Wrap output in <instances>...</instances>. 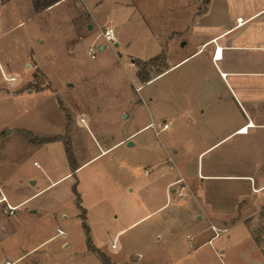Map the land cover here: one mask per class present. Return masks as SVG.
<instances>
[{"label": "rangeland", "instance_id": "374dc122", "mask_svg": "<svg viewBox=\"0 0 264 264\" xmlns=\"http://www.w3.org/2000/svg\"><path fill=\"white\" fill-rule=\"evenodd\" d=\"M55 1L32 3L40 11ZM139 1L145 22L153 29L155 2ZM202 3L204 0L194 2L196 6ZM14 5L22 7V16L15 17L10 9L0 11V174L6 181L1 190L10 205L17 198L41 191L32 201L37 210L33 215L18 210L7 217L2 213L4 203L0 204V214L9 221L0 225V264H4V257L16 254H26L16 264H104L91 246L111 264H225L228 247L231 254H251L248 243H227L224 235L209 244L196 246L195 241V245H189L186 235L192 234L191 227H171L164 221L177 213L173 200L163 211L127 227L166 199L160 180L149 184L154 172L147 152L159 146L151 129L135 136V147L121 145L72 175L66 147L77 166L84 159L86 162L101 155L100 150L125 138L139 125L124 115H132L139 106L140 120L149 118L146 107L137 105L139 100L159 91L158 85L170 77L168 74L143 84L161 71L164 54L155 61L135 60V76L123 61L126 52L120 62L113 42L105 41L101 35L106 25H112L128 37L133 53H156L141 33L140 24L136 20L134 26L127 23L130 6L136 4L132 0H61L38 14L26 0H16ZM87 23L92 25L90 29ZM99 44H103V50H99ZM188 46L193 42L189 41ZM91 48L96 49L95 57L89 54ZM37 60L50 77L37 66ZM10 71L23 79L14 93L3 89V72ZM119 108L124 110L120 112ZM86 111L89 116L82 114ZM83 117L93 118L100 131L92 130L90 123L88 127H78ZM100 133L106 136L101 138ZM49 138L57 139L43 141ZM108 160L109 176L101 170L95 183L92 171ZM28 179L35 183L29 184ZM76 181L80 196V190L85 193V203H92L85 213L87 229L83 226V212L70 194ZM96 191L101 200L94 203ZM59 229L62 233L51 237ZM112 243L116 250L111 248ZM137 254L141 256L134 260Z\"/></svg>", "mask_w": 264, "mask_h": 264}, {"label": "crops", "instance_id": "0c3cea01", "mask_svg": "<svg viewBox=\"0 0 264 264\" xmlns=\"http://www.w3.org/2000/svg\"><path fill=\"white\" fill-rule=\"evenodd\" d=\"M15 1L0 0V11L8 12L10 9L15 17L22 16V7H16ZM26 1L38 14L61 0L40 11L34 9L32 0ZM199 1L154 0L152 29L145 22L141 2L132 0L136 6H130L132 10L127 23L134 26L136 20L140 24L141 33L156 53H133L129 49L128 37L121 29L117 31L112 25L104 27L112 28L116 56L121 62V56L126 52L123 61L135 76V60L143 63L164 54L161 71L143 84L158 81L168 74L170 77L158 85L159 91L139 100L137 105L146 107L149 118L140 120L139 106L132 115H124L127 118L131 116V120L139 125L121 141L111 142L110 147L100 150L101 155L81 161L76 173L81 172L82 166L93 164L121 145L128 149L135 147V136L151 129L159 146H153L151 152H147V159L151 161L149 167L154 172L149 184L160 180V189L166 199L154 211L145 213L127 227L146 219L151 213L163 211L173 200L178 206L177 213L164 221L171 227H191L192 234L186 235L189 245L196 243V246H202L224 235L227 243H248L251 252L231 254L228 247L225 249L227 254H224L225 264H264V0H204L201 6H196ZM133 15L140 16V19L132 18ZM121 25L123 30L125 23ZM87 26L88 29L92 27ZM189 41L193 46H188ZM99 46H102L99 50H103V44ZM36 62L50 77L43 65L38 60ZM27 65L28 62L25 67ZM15 75L12 71L3 72V89L8 93L17 92L22 83L23 79ZM9 76L16 79L6 80L5 77ZM119 109L120 112L124 110ZM82 114L89 116L90 112ZM89 123L92 130L100 131L93 118L83 117L82 124L77 122V125L88 127ZM163 123L167 127L160 129ZM98 135L101 138L106 136ZM107 164L110 160L95 166L92 171L95 183L99 181L101 170L106 177L109 176ZM5 182L0 174L2 213L7 217L14 216L18 210H27L26 215L35 214L37 210L32 201L41 190L17 198L10 205L1 190ZM28 183L34 184L35 180L28 179ZM80 191V205L84 204L81 207L85 217L92 203H85V193ZM178 191L184 195H178ZM70 194L75 196L73 191ZM95 194L93 202H100L98 192ZM9 209L14 213L8 214ZM3 221L6 225L9 223L0 214V225ZM61 233L62 229H59L51 237ZM110 246L117 249L113 243ZM25 255H8L4 257V264H16ZM140 256L137 254L133 259Z\"/></svg>", "mask_w": 264, "mask_h": 264}, {"label": "trees", "instance_id": "16d2710c", "mask_svg": "<svg viewBox=\"0 0 264 264\" xmlns=\"http://www.w3.org/2000/svg\"><path fill=\"white\" fill-rule=\"evenodd\" d=\"M52 3H54V2L47 3L45 5V7L51 5ZM161 55H163V54H159V55L155 56L154 58L150 59L149 61H155L157 59H160V58H162ZM138 75L141 76V72ZM141 78H142L143 81H145V79H144L145 77H141ZM55 139H57V138H53V139H50V138L49 139H43V141L46 142V141H52V140H55ZM66 154H67V158H68V162H69V165H70V168H71L72 175L75 176V172H76L78 166H77L76 160L74 159L73 155L70 153L68 147H66ZM72 191H73V193L76 196V204H77V207L80 210H82V212H83V215L80 214L82 216L83 226H84V228L87 229L88 227H87V225L85 223L84 209L80 205V197H79V193H78V191L76 189V182L72 185ZM90 250L97 252V254L101 258V260L104 262V264H111V262L109 261V259L105 255H103L101 252H99L94 246H91Z\"/></svg>", "mask_w": 264, "mask_h": 264}, {"label": "built area", "instance_id": "2783aa9c", "mask_svg": "<svg viewBox=\"0 0 264 264\" xmlns=\"http://www.w3.org/2000/svg\"><path fill=\"white\" fill-rule=\"evenodd\" d=\"M101 35L103 36L105 41L114 42V33H113L112 28H104V30L101 33ZM95 50L96 49H93V48H91L89 50V54L91 55V57H95ZM5 79L8 80V81H14L16 78H15V76H9V77H5ZM166 127H167L166 123H163V125H162V127L160 129H164ZM35 164H37V163H35ZM177 193H178V195H184L183 192H181V191H178ZM13 213H14V211L12 209L8 210V214H13Z\"/></svg>", "mask_w": 264, "mask_h": 264}, {"label": "water", "instance_id": "95a60500", "mask_svg": "<svg viewBox=\"0 0 264 264\" xmlns=\"http://www.w3.org/2000/svg\"><path fill=\"white\" fill-rule=\"evenodd\" d=\"M100 48H102V46H99Z\"/></svg>", "mask_w": 264, "mask_h": 264}]
</instances>
